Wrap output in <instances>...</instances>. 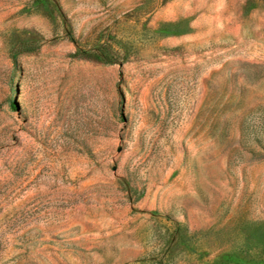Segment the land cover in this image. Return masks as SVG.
<instances>
[{
  "label": "rangeland",
  "instance_id": "1",
  "mask_svg": "<svg viewBox=\"0 0 264 264\" xmlns=\"http://www.w3.org/2000/svg\"><path fill=\"white\" fill-rule=\"evenodd\" d=\"M170 224L176 264H264V0H0V264Z\"/></svg>",
  "mask_w": 264,
  "mask_h": 264
},
{
  "label": "trees",
  "instance_id": "2",
  "mask_svg": "<svg viewBox=\"0 0 264 264\" xmlns=\"http://www.w3.org/2000/svg\"><path fill=\"white\" fill-rule=\"evenodd\" d=\"M19 52H15L13 54V59L15 60L18 56ZM10 106L12 108H16L14 103H10ZM167 234L164 238V241L161 245L155 248V250L149 254L144 259L143 263L145 264H176L174 260V251L177 249L173 244H186V241L183 238H180L184 233L185 229L178 224H170V226H166ZM187 235V234H186ZM169 236H171V239H169ZM173 246V247H172ZM141 263V264H143Z\"/></svg>",
  "mask_w": 264,
  "mask_h": 264
}]
</instances>
